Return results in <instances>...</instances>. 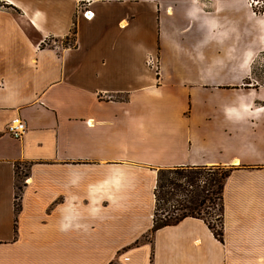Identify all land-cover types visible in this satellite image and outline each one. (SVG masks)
<instances>
[{
	"label": "crops",
	"instance_id": "1",
	"mask_svg": "<svg viewBox=\"0 0 264 264\" xmlns=\"http://www.w3.org/2000/svg\"><path fill=\"white\" fill-rule=\"evenodd\" d=\"M0 1V264H264V0ZM213 165L222 241L151 231L157 170Z\"/></svg>",
	"mask_w": 264,
	"mask_h": 264
},
{
	"label": "trees",
	"instance_id": "2",
	"mask_svg": "<svg viewBox=\"0 0 264 264\" xmlns=\"http://www.w3.org/2000/svg\"><path fill=\"white\" fill-rule=\"evenodd\" d=\"M0 6L16 9L1 1ZM70 34L71 44H73L74 24L70 28ZM232 169H234L233 166L223 165L159 168L154 187L155 202L150 230L175 224L185 217H197L206 223L219 241H222V188L225 178ZM202 170H207L208 173L203 174ZM20 190L21 185H17L14 196L16 212L20 209ZM176 193L183 195V198H178ZM216 207L220 210L217 228L202 216V210L215 209Z\"/></svg>",
	"mask_w": 264,
	"mask_h": 264
},
{
	"label": "built area",
	"instance_id": "3",
	"mask_svg": "<svg viewBox=\"0 0 264 264\" xmlns=\"http://www.w3.org/2000/svg\"><path fill=\"white\" fill-rule=\"evenodd\" d=\"M255 4L258 2L257 0L253 1ZM263 8L259 10L260 13H264V5ZM85 17L89 18L92 16V12L88 9L83 11ZM26 129V122L20 116L13 117L7 124V132L13 138H19Z\"/></svg>",
	"mask_w": 264,
	"mask_h": 264
},
{
	"label": "rangeland",
	"instance_id": "4",
	"mask_svg": "<svg viewBox=\"0 0 264 264\" xmlns=\"http://www.w3.org/2000/svg\"><path fill=\"white\" fill-rule=\"evenodd\" d=\"M258 13H260L258 11ZM25 168H26V164L24 163H21L20 165H18L17 167V175H18V178H17V182L16 184L19 186L20 184V179H21V176L23 175L24 171H25ZM202 173L205 174V173H208L207 170H202ZM177 194V197L178 198H183V195H181L180 193H176ZM220 215V210L216 207L215 209H206V210H202V216H204L208 221H210L211 224H213L216 228H217V218L218 216ZM148 238V236H147Z\"/></svg>",
	"mask_w": 264,
	"mask_h": 264
}]
</instances>
